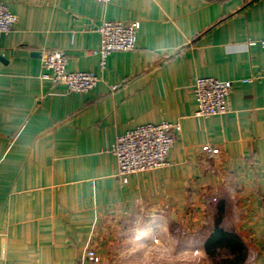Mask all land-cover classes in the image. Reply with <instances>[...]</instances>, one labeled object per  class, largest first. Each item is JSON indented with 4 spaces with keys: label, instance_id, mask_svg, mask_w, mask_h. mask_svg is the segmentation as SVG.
<instances>
[{
    "label": "crops",
    "instance_id": "crops-1",
    "mask_svg": "<svg viewBox=\"0 0 264 264\" xmlns=\"http://www.w3.org/2000/svg\"><path fill=\"white\" fill-rule=\"evenodd\" d=\"M0 3L16 18L0 35V264H89L87 250L103 264L113 222L167 215L193 223L203 252L218 222L247 263L264 264V0ZM104 21L140 28L135 50L101 69L90 52ZM52 50L96 86L73 93L43 79ZM201 77L232 83L227 114L195 117ZM162 121L181 128L169 166L123 183L116 139Z\"/></svg>",
    "mask_w": 264,
    "mask_h": 264
},
{
    "label": "built area",
    "instance_id": "built-area-1",
    "mask_svg": "<svg viewBox=\"0 0 264 264\" xmlns=\"http://www.w3.org/2000/svg\"><path fill=\"white\" fill-rule=\"evenodd\" d=\"M107 5L114 0H94ZM16 24V18L7 6L0 3V35L10 33ZM139 22H102L97 28L100 45L90 52L100 58L101 69L105 67L106 58L115 52H131L136 48V35ZM264 50V40L257 42ZM256 42H249L255 45ZM41 67L47 73L42 77L52 83L64 86L73 93H87L97 84L98 78L91 73L68 72L67 59L63 52L52 50L41 55ZM232 83L214 78H196L193 84V96L196 102L195 117L206 119L225 115L229 112L228 99ZM179 124L162 121L159 124L138 126L118 137L113 145L112 154L116 159L117 177L123 183L130 175L158 170L169 166V153L175 137L180 134ZM204 152L216 155L218 150L209 146ZM85 259L89 264H99L100 257L93 250H87Z\"/></svg>",
    "mask_w": 264,
    "mask_h": 264
},
{
    "label": "rangeland",
    "instance_id": "rangeland-1",
    "mask_svg": "<svg viewBox=\"0 0 264 264\" xmlns=\"http://www.w3.org/2000/svg\"><path fill=\"white\" fill-rule=\"evenodd\" d=\"M167 217L153 221L143 216L125 222L122 230L119 222H113L103 246V264H227V253L209 258L201 250L204 237L192 222L182 225ZM244 264H249L247 258Z\"/></svg>",
    "mask_w": 264,
    "mask_h": 264
},
{
    "label": "trees",
    "instance_id": "trees-1",
    "mask_svg": "<svg viewBox=\"0 0 264 264\" xmlns=\"http://www.w3.org/2000/svg\"><path fill=\"white\" fill-rule=\"evenodd\" d=\"M203 248L209 258L216 257L221 252L227 253V264H244L246 261L247 253L242 240L234 232L220 228L218 222L205 240Z\"/></svg>",
    "mask_w": 264,
    "mask_h": 264
}]
</instances>
